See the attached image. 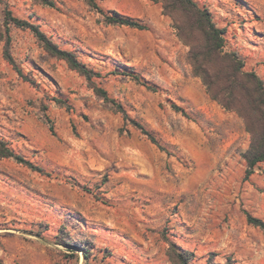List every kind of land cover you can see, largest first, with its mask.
I'll use <instances>...</instances> for the list:
<instances>
[{"label":"rangeland","instance_id":"1","mask_svg":"<svg viewBox=\"0 0 264 264\" xmlns=\"http://www.w3.org/2000/svg\"><path fill=\"white\" fill-rule=\"evenodd\" d=\"M53 1L0 0V138L41 168L0 157V264H175L170 247L191 264H264L245 216L264 220V162L244 178L249 134L193 73L162 3ZM194 1L264 84V0ZM111 10L148 28L108 23Z\"/></svg>","mask_w":264,"mask_h":264},{"label":"trees","instance_id":"2","mask_svg":"<svg viewBox=\"0 0 264 264\" xmlns=\"http://www.w3.org/2000/svg\"><path fill=\"white\" fill-rule=\"evenodd\" d=\"M41 1L45 5L55 6L53 0ZM86 1L91 6L98 7L95 0ZM157 1L162 3L163 13L171 16L177 37L189 47L187 58L193 73L201 78L206 92L225 111H233L241 118L244 129L250 137L248 147L242 153L246 163L244 178L247 179L254 172L256 165L264 162V84L262 79L254 71L243 70V61L234 52L224 51V30L215 25L206 8H201L194 0ZM109 13L105 15L108 23L137 29L148 28L138 19L124 16L115 10ZM7 19L17 26L28 28L49 54L64 60L69 68L77 71L86 79L91 80L100 75L99 72L80 61L75 53L59 47L37 25L11 15ZM4 56L15 65L7 46ZM17 71L21 74L19 69ZM96 90L102 94L105 93L99 87H96ZM47 123L51 134H55L52 120L48 119ZM141 129L153 142L157 143L151 132L142 127ZM0 157L13 158L18 163L41 170L30 160L16 153L1 138ZM245 216L247 223L264 232V220L248 212ZM192 255V252L188 250L179 251L174 247L168 249V256L175 264H191Z\"/></svg>","mask_w":264,"mask_h":264}]
</instances>
